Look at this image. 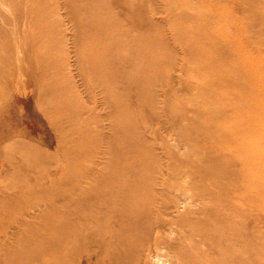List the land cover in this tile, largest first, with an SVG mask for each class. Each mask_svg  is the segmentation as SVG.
Returning <instances> with one entry per match:
<instances>
[{"label": "rangeland", "instance_id": "obj_1", "mask_svg": "<svg viewBox=\"0 0 264 264\" xmlns=\"http://www.w3.org/2000/svg\"><path fill=\"white\" fill-rule=\"evenodd\" d=\"M0 264H264V0H0Z\"/></svg>", "mask_w": 264, "mask_h": 264}]
</instances>
